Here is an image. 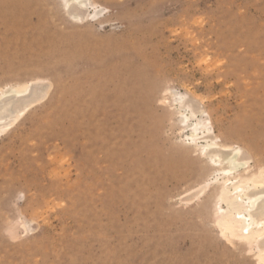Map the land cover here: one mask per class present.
Masks as SVG:
<instances>
[{
  "label": "rangeland",
  "instance_id": "obj_1",
  "mask_svg": "<svg viewBox=\"0 0 264 264\" xmlns=\"http://www.w3.org/2000/svg\"><path fill=\"white\" fill-rule=\"evenodd\" d=\"M59 1L0 0V90L53 84L0 139V264H264L184 200L205 171L166 99L264 167V0H94L82 28Z\"/></svg>",
  "mask_w": 264,
  "mask_h": 264
},
{
  "label": "bare ground",
  "instance_id": "obj_2",
  "mask_svg": "<svg viewBox=\"0 0 264 264\" xmlns=\"http://www.w3.org/2000/svg\"><path fill=\"white\" fill-rule=\"evenodd\" d=\"M59 2L79 28L86 23L106 22V8L94 0ZM52 88L53 84L38 79L1 89L0 139L35 105L45 101ZM169 92L166 99L185 137L183 146L205 171L199 187L184 200L189 203L208 196L222 235L230 242L256 249L264 260V167L255 168L242 147L220 138L205 108L196 105L185 93Z\"/></svg>",
  "mask_w": 264,
  "mask_h": 264
}]
</instances>
